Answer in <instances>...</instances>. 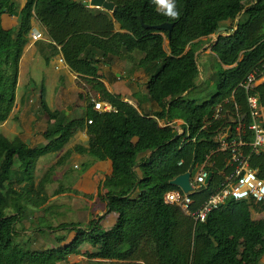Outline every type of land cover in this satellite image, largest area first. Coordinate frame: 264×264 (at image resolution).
Here are the masks:
<instances>
[{"label":"trees","instance_id":"16d2710c","mask_svg":"<svg viewBox=\"0 0 264 264\" xmlns=\"http://www.w3.org/2000/svg\"><path fill=\"white\" fill-rule=\"evenodd\" d=\"M109 1L117 6L113 14L75 0H29L22 21L25 32L30 30L33 18L45 25L51 41L61 45L72 70L114 108L100 112L94 108L95 98H87L88 151L96 159H111L114 167L103 184L106 192H100L99 197L107 203L105 214L116 212L118 220L108 230L100 224L105 214L87 224H46L47 230L76 233L72 240L57 235L59 244L53 248L35 250L32 242L20 241L19 224L31 209L42 208L49 197L29 187H13L15 165L23 161L29 174L34 170L36 155L28 153L27 145L19 139L13 143L1 139L0 264H57L79 253L85 243L95 249L89 253L92 259L138 264H259L264 256V217L254 218L253 210L264 211V202L230 200L212 211L206 221L196 222L181 208L165 203L164 194L176 188L171 184L175 177L203 163L208 153L222 145L220 130L234 124L228 118H212L216 106L234 92L229 105L232 101L240 105L245 116V138L252 141L247 92L240 84L255 68L264 69V0H174L177 19L170 18L167 9L160 10L153 0ZM6 9L7 0H0V68L10 60V33L3 25ZM140 17L151 28H145ZM115 21L124 31H115ZM227 21L236 22L233 30L227 27L226 34L211 43L220 64L218 92L200 104L187 97L200 85L198 52L203 38L217 34ZM163 23L175 25L171 37L167 30L156 29ZM134 52L141 54L138 67L149 76L147 98L158 106L156 114L184 119L191 128L190 137L178 135L172 127H161L98 79L101 61H129ZM13 66L12 81L0 95L2 102L15 96L18 57ZM253 93L264 106V82ZM58 117L49 136L63 131L67 123L66 114ZM206 118L212 120L202 128ZM227 155L216 154L212 180L204 190L193 194L195 208L223 180L219 171L225 168ZM250 159L264 179V152L253 153Z\"/></svg>","mask_w":264,"mask_h":264},{"label":"crops","instance_id":"0c3cea01","mask_svg":"<svg viewBox=\"0 0 264 264\" xmlns=\"http://www.w3.org/2000/svg\"><path fill=\"white\" fill-rule=\"evenodd\" d=\"M75 1L82 3L87 0ZM28 2L29 0H7V9L3 15V25L10 33V60L0 68V95L12 81L13 62L17 57L18 73L13 100L0 101V140L7 139L13 143L19 139L27 145L28 153L36 155L34 170L29 174L26 172V164L21 161L22 165L17 171L21 182V189L18 190L32 186L31 189L46 193L48 197L49 192L64 195L66 202L73 204L72 208L69 206L68 222L87 224L97 216L104 215L107 210V203L99 197V193L106 192L103 184L114 169L111 159H96L88 151L90 137L87 98L90 96L99 100L101 95L73 71L67 62H60V58L64 56L62 47L51 41L45 25L33 18L30 30H23L22 18ZM159 9L167 8L165 4H159ZM34 31L41 35L37 41L32 36ZM115 31H124L117 21ZM131 55L133 57L129 61L117 59L111 64L101 61L98 79L110 92L122 95L126 101L152 117L157 115L159 108L147 98L149 76L143 68L138 67L141 55L136 56V52ZM262 82L264 78L259 84ZM61 114H66L67 122L63 131L49 136V131L54 128ZM52 115L56 117L53 118ZM21 170L23 172L20 174ZM14 183L17 185L15 178ZM56 183L58 186L50 191ZM61 186L64 190L59 191ZM55 197L51 195L47 203L51 204ZM48 205L44 204L40 210L45 211ZM34 210L36 213L41 212L39 209ZM259 212L261 214L253 215L254 218L264 217V211ZM37 219L39 220V216ZM117 220L118 213L110 212L104 215L100 224L108 230ZM27 233L43 234V231L37 228L24 232ZM88 259L100 264L122 262ZM259 264H264V256Z\"/></svg>","mask_w":264,"mask_h":264},{"label":"built area","instance_id":"2783aa9c","mask_svg":"<svg viewBox=\"0 0 264 264\" xmlns=\"http://www.w3.org/2000/svg\"><path fill=\"white\" fill-rule=\"evenodd\" d=\"M35 41L41 38L39 32L32 33ZM217 40V36L214 37ZM61 63H66L64 56L60 58ZM263 67V66H262ZM255 68L240 84L247 92V101L251 112V124L249 130L253 133L252 141L245 138V116L241 114L240 105L232 101V97L221 101L215 108L212 119L219 120L228 118L234 125L225 126L219 132V140L222 145L217 150L207 154L203 163L193 167L191 184L193 190L184 192L181 188L168 190L164 195V201L169 205L178 206L183 212L194 218L196 222L206 221L208 215L230 200H248L254 203L264 202V179L258 174V170L251 166L252 154L264 152V106L260 98L253 93L255 87L264 78V69ZM95 110L100 112L114 110L111 103L103 100H95ZM161 127H172L179 135L190 137L191 128L183 119L161 118L158 115L152 116ZM212 119L206 118L202 128L207 127ZM90 122V121H89ZM186 139V138H185ZM184 139V140H185ZM218 152H227L225 168L219 171L223 180L219 183L216 191L212 193L199 207L195 208L193 194L204 190L208 184L207 179L213 175L212 168L215 166V156ZM183 164V161L179 163Z\"/></svg>","mask_w":264,"mask_h":264},{"label":"rangeland","instance_id":"374dc122","mask_svg":"<svg viewBox=\"0 0 264 264\" xmlns=\"http://www.w3.org/2000/svg\"><path fill=\"white\" fill-rule=\"evenodd\" d=\"M236 25V22L227 21L226 27H231L233 30V27ZM228 29L226 30V32ZM216 34L210 36V37H204L203 44L201 49L199 50V63L201 67V75L198 79V85L195 89H193L190 94L187 95V97L191 99H196L198 103L202 104L205 101H208L212 99V97L218 92L217 88V80H218V71L220 69V64L218 63L217 57L214 55L211 49V43L214 41V37ZM141 54L136 52V56H140ZM22 165L21 161H18V163L15 165L16 168L13 169L12 178H15L16 184L13 182V187L17 189H21L19 185H21V182L18 180V170L20 166ZM23 171L19 172L20 174ZM18 180V181H17ZM57 182V180H56ZM62 183V182H61ZM64 183V182H63ZM67 185V184H66ZM58 184H54L50 191H53ZM68 186V185H67ZM30 189L32 188L29 187ZM59 191L64 190V187L61 186ZM57 190V191H58ZM64 192V191H63ZM61 193V192H60ZM54 196L55 199L51 204L46 203L48 205V208L44 211V214L42 213L43 210H38L41 212H37L34 209H31L28 214L26 215V219L23 220L18 226V233H20L19 240L22 242H28L33 243L32 249L40 250V249H48L58 246L57 242V235H66L68 236V240H72L76 233L73 231L67 232L63 230H59L56 232H53V230H46L47 226L46 224L52 225V226H58L61 222H68L69 221V210L72 208L73 204L71 202H66V197L64 195L58 194H51L49 192V198ZM71 208H70V207ZM257 212V213H256ZM261 214L259 211L253 212L254 216H257ZM37 216H39V220L37 219ZM38 220V222H37ZM48 225V226H49ZM43 231V234L41 233H34L32 235L30 234H24L26 230L30 229H37L40 228ZM45 228V229H44ZM37 232V231H35ZM95 250L90 244L85 243L81 247V251L77 254L70 255L67 259L60 261L57 264H91L92 260H89V253L91 251ZM82 256H86V258H83ZM105 264H138L136 262H106Z\"/></svg>","mask_w":264,"mask_h":264},{"label":"water","instance_id":"95a60500","mask_svg":"<svg viewBox=\"0 0 264 264\" xmlns=\"http://www.w3.org/2000/svg\"><path fill=\"white\" fill-rule=\"evenodd\" d=\"M82 4L87 7L101 8L103 10L110 11V12L117 11L116 4L113 1H109V0H87V1H83ZM140 20L145 28H151L150 25L145 24L142 17H140ZM174 26L175 25L173 23H163L155 27L156 29H159V30H167L169 32V36L171 37ZM226 29H227L226 27L222 26L219 28L217 33L223 34V32H225ZM192 173H193V168H190L187 172L180 174L175 179H173L171 181V184L180 186L185 192H189L193 190V186L191 184ZM211 178H212V174L209 175L207 179V184L210 183Z\"/></svg>","mask_w":264,"mask_h":264},{"label":"clouds","instance_id":"9594fccd","mask_svg":"<svg viewBox=\"0 0 264 264\" xmlns=\"http://www.w3.org/2000/svg\"><path fill=\"white\" fill-rule=\"evenodd\" d=\"M153 3H155V4H157V5H159V4H165L166 5V8H167V12H166V14L170 17V18H172V19H177L178 17H179V13H178V11L176 10V7H175V3H174V0H153ZM248 5V4H247ZM224 27H226V26H224ZM227 28V27H226ZM227 30V29H226ZM223 34H226V31L225 32H223ZM214 35V34H213ZM219 35H221V34H216L215 36H217V38H218V36ZM212 36V35H211ZM214 41H216V40H214ZM213 42V41H212ZM211 49H212V46H211ZM172 119H182V118H172ZM184 120V119H183ZM188 124V123H187ZM189 125V124H188ZM178 135H179V133H178ZM227 153V152H226ZM191 168H193V167H191ZM187 172V171H186ZM185 173V172H184ZM183 174V173H182ZM193 175L194 174H192V177H193ZM213 176V175H212ZM191 177V178H192ZM176 178V177H175ZM174 178V179H175ZM211 180H212V178H211ZM209 185V184H208ZM176 186V185H175ZM176 188H181L180 186H176ZM175 188V189H176ZM182 189V188H181ZM183 190V189H182ZM184 191V190H183ZM192 191V190H191ZM167 192V191H166ZM165 192V193H166ZM185 192V191H184ZM190 192V191H189ZM187 193V192H186ZM165 195V194H164ZM166 203V202H165ZM175 206V205H174ZM178 207V206H177ZM183 211V210H182Z\"/></svg>","mask_w":264,"mask_h":264}]
</instances>
